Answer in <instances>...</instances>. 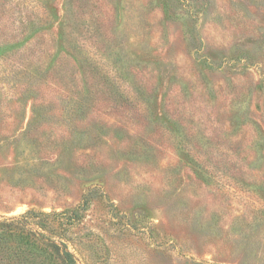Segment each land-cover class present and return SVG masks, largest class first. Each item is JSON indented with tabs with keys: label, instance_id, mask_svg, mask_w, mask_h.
I'll return each mask as SVG.
<instances>
[{
	"label": "rangeland",
	"instance_id": "rangeland-1",
	"mask_svg": "<svg viewBox=\"0 0 264 264\" xmlns=\"http://www.w3.org/2000/svg\"><path fill=\"white\" fill-rule=\"evenodd\" d=\"M34 233L264 264V0H0V264H62Z\"/></svg>",
	"mask_w": 264,
	"mask_h": 264
},
{
	"label": "trees",
	"instance_id": "trees-1",
	"mask_svg": "<svg viewBox=\"0 0 264 264\" xmlns=\"http://www.w3.org/2000/svg\"><path fill=\"white\" fill-rule=\"evenodd\" d=\"M23 218H26L27 220H33L34 215L31 213H27L23 216ZM16 226V228L20 229L21 231L25 228L23 226H20V224L11 222V225ZM41 228H44L45 225L43 223H38ZM12 226V227H13ZM28 231V229H26ZM31 230V229H30ZM29 230V233H31ZM48 230V229H47ZM35 236H37V233ZM54 234V233H53ZM37 237L40 242L45 246L46 249L50 250L53 257L58 259L62 262V264H78L74 254L69 250V246L67 243L63 241V238L61 235H50L48 237L39 234ZM45 238V239H44Z\"/></svg>",
	"mask_w": 264,
	"mask_h": 264
}]
</instances>
